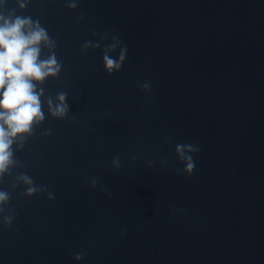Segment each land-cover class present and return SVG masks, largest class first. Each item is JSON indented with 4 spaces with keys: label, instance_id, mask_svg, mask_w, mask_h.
<instances>
[{
    "label": "water",
    "instance_id": "obj_1",
    "mask_svg": "<svg viewBox=\"0 0 264 264\" xmlns=\"http://www.w3.org/2000/svg\"><path fill=\"white\" fill-rule=\"evenodd\" d=\"M68 3L0 0L39 20L57 44L40 58L62 65L37 82L45 118L0 182V264H264V0ZM178 144L200 148L191 176ZM22 173L47 190L28 195Z\"/></svg>",
    "mask_w": 264,
    "mask_h": 264
},
{
    "label": "clouds",
    "instance_id": "obj_2",
    "mask_svg": "<svg viewBox=\"0 0 264 264\" xmlns=\"http://www.w3.org/2000/svg\"><path fill=\"white\" fill-rule=\"evenodd\" d=\"M21 8L26 7L27 0H18ZM67 7L76 9L78 0H69ZM83 19V15L78 17ZM113 39L120 43L117 36ZM49 49L57 47L56 41L52 39L47 30L41 26L39 20H33L31 17L25 16H4L0 14V182L3 176L11 174L10 168L19 163L14 156L13 145L18 148L24 147L28 137L34 134V125L44 120V112L42 109L41 95L43 89L37 91V82L43 83L49 76H58L62 65L57 60L55 51L46 59L40 58L42 51L41 45ZM117 44L109 45V49L116 48ZM89 46L99 47L98 44L93 45L91 41H85L81 46V51H86ZM127 46H123L120 50L119 57H110L107 53L103 55L104 67L109 74L119 71L126 59ZM137 86L146 90H150V84L137 82ZM67 93L59 92L57 94L58 103L48 100L49 112L53 117L64 119L69 113V105L67 103ZM50 130L44 135H49ZM186 150V151H185ZM200 148L193 144H178L176 152L183 161H186V167L183 170L188 176H191L195 161L192 155L187 153L199 152ZM136 159V157H133ZM118 168L119 157L113 160ZM17 179L22 180L30 187L27 188V194L46 191V186H35L32 178L22 173ZM96 179L92 180V186L95 187ZM15 187V185H13ZM111 198V193H109ZM49 199H54V194L48 192ZM10 195L7 191H0V205L7 203ZM9 215L2 216V223L5 228L12 226L15 218L14 210L9 208ZM4 212V208L0 207V214ZM85 255V251L75 253L73 258L81 260Z\"/></svg>",
    "mask_w": 264,
    "mask_h": 264
}]
</instances>
